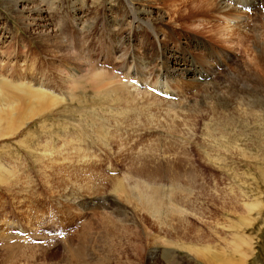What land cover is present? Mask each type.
<instances>
[{
	"label": "rangeland",
	"instance_id": "1",
	"mask_svg": "<svg viewBox=\"0 0 264 264\" xmlns=\"http://www.w3.org/2000/svg\"><path fill=\"white\" fill-rule=\"evenodd\" d=\"M37 1L51 13L47 20L57 24L58 30L64 29L70 45L76 41L84 55L97 61L96 67L114 72L120 69L125 71L122 75L167 84L178 90V97L163 100L156 94L161 107H142L113 116L123 117L126 123L114 120L109 113V133H97L91 137L96 144L88 143L98 158L89 152L86 159L82 156V164L76 154L55 158L52 154L49 158L50 154L47 157L41 150L32 152L26 132L31 126L14 136H0V233L18 235L7 222L6 213L19 219L20 227L15 229L33 231L39 238L44 237V223L68 230L64 238L53 243L36 244L18 235L20 240L30 241L38 255L29 261L32 264H68L70 251L78 248L84 257L71 264H264V15L256 8L261 0H249L255 7L253 13L227 0H212L213 9L206 13L198 9L192 13L195 9L191 6H173L171 0H131L139 8L133 21L127 0ZM173 7L180 13L170 12ZM145 9L156 10L148 15L150 21L142 19ZM159 11L164 12L163 19ZM25 17L16 6L0 2V79L7 76L19 83L24 78L18 76L29 73L30 77L34 68L36 74L42 71L48 82L67 87L51 72L59 59L49 63L55 56L44 48L46 43L36 37V31L26 26ZM202 22L208 27L200 25ZM219 30L223 36L220 42ZM230 39L234 43H229ZM238 51L242 52L240 58ZM123 54L133 55L135 61L123 63ZM180 56L197 62L202 76L214 73L215 77L180 81V77L162 80L153 75L155 68L164 72L167 64ZM110 60H115L114 67L99 65ZM238 66L253 68L257 78L251 83L243 82L240 76L237 79L241 74ZM142 68L155 80L144 78ZM170 76L175 74L170 72ZM231 81L237 83L233 85L239 93L251 94L237 96ZM138 83L141 90L146 89L143 82ZM180 89H186L184 96ZM164 102L173 105L169 108ZM249 105L251 111L245 109ZM131 125L135 128L129 130ZM55 136H50L53 143L62 145V138ZM85 137L80 141L82 149L87 145ZM105 160L117 161L124 172L118 175L105 170ZM90 161L92 166H87ZM140 186L158 187L163 199L161 214L152 216L143 209L137 195ZM40 194L52 199L47 201L48 211L45 206L39 208ZM64 203H70V209L62 210ZM76 218H82L83 223L69 230ZM94 228L107 230L108 240L87 238L86 231ZM202 232L204 246L197 240ZM206 252L211 253L207 259L199 256L206 257Z\"/></svg>",
	"mask_w": 264,
	"mask_h": 264
},
{
	"label": "bare ground",
	"instance_id": "2",
	"mask_svg": "<svg viewBox=\"0 0 264 264\" xmlns=\"http://www.w3.org/2000/svg\"><path fill=\"white\" fill-rule=\"evenodd\" d=\"M3 1H5L6 5L16 6L21 16L22 17L26 16L28 18V20L26 21L27 22L26 26L36 31V37L40 38L41 41L46 43L44 48H46V50H48L51 55L53 54V56H55L50 58L49 63H53L54 61H57L59 59V62H54L55 67L51 69V72L57 73V76L61 79L62 83L64 85L67 84L68 86L63 87L57 84L56 81L48 82L46 80V77L41 76L42 71L40 75L36 74L34 68H32L33 74L30 77H29V73L28 75L18 76L20 78H24L23 81L19 83H16L10 77L7 76L2 77L0 79V136H11V135L14 136L19 131L23 129H27L31 126L30 129L26 130V132H29L28 137L30 141L28 147L32 152H34V149L41 150L43 154L47 157L50 154L49 158H52L53 155H54L53 157L55 158L58 154L61 155L76 154L79 155V162L80 164H82V156H84L85 158L86 154L87 153L89 154L90 152V149L88 148L89 147L88 143L96 144L91 137L93 135L98 136L97 133L102 136H106L109 133L108 129H110V121H111L110 120L111 117L109 113H112L111 116L113 117L115 114H117V112L124 115L142 107H144L145 109L146 108L150 109L152 106L161 107L160 102L156 100L157 98L156 92H154L150 87H148L145 84L146 80L143 81L142 77L138 76L139 77L138 79L139 81L145 84L146 86L145 90H141V85L139 83H135L132 79H130L131 77L126 74L120 75L118 73H115L111 69L108 70L107 68L106 71H104V69H102L101 67L98 66L96 67L97 61L92 62L91 59L89 58L90 55H84L83 54L84 50L79 49V46H77L76 41L72 40V45H70V42L65 37V35L68 33L64 29L58 30L57 24H54L51 21L49 22L47 20L51 16V13L48 11H44L43 8L41 7L42 5H39L37 0H2L0 2L2 3ZM171 1H172L171 4L173 6L174 4H178L185 8L191 6L192 8L195 9V11L192 9V13L196 12L197 11L196 9L204 13L209 12L213 9L212 0H171ZM127 2L129 4L131 3V0H127ZM130 10L133 13V16L131 17L130 21H133L132 19L136 11L138 10L139 12V8L136 9V5L131 3ZM170 12H172L173 14L177 12L180 13V9L176 10L173 7V10H171ZM189 12L191 13V11ZM154 13H156V10L145 9L146 16H143L142 19H146V21H150L148 15L150 16ZM163 14L164 12L159 11L158 12L159 18L163 19ZM220 20H222V18ZM86 21L87 20L82 21V28H80L82 34L81 44H80L81 48L82 46H84L83 31L85 28ZM232 23L233 25L236 24V22H232ZM192 25L193 24H191V26ZM200 25L204 27L207 26L204 25V22L200 23ZM197 27H199V25H197ZM214 30L215 29L212 30L210 29V31H214ZM221 31L222 30H219L218 32V35L221 38L217 37V40L219 42H220L219 39L223 40V36L220 33ZM212 35H214L215 37L217 36L215 32H213ZM198 40L202 41V39H198ZM222 42L228 43V41H222ZM229 43H234V42L230 39ZM130 49L128 50V52H130ZM150 49L151 47H148V51H150ZM127 54H123L124 61L122 62L123 63L126 61L134 62L135 60L131 58L133 55L130 57V56H126ZM109 62L112 67L115 66L116 63L115 60L113 61V63L111 62V60ZM191 63L193 64L191 65ZM238 68L240 69L241 74L237 76V79L240 76L243 82L247 81L248 83H251V80L253 78L254 79L257 78L256 76L257 72H254L253 68L250 69L252 71L242 66H238ZM199 69H201L200 65L197 62H195L193 59L188 61V58L180 56V57H175L172 61H170L167 64V68L164 72L160 70L159 76L162 80H165L166 78L175 80L178 77H180V81H183L185 78H194V77H199L201 81H210L212 78L215 77L214 73L211 76H207V77L202 76V73L199 74L198 72ZM170 72L172 74H175V77L172 78L170 76ZM164 73L167 74V77L163 76ZM142 74L144 78H147L148 74L150 73H148L147 70L144 69L142 71ZM243 75H246V77H244ZM120 76H122L123 78H121ZM234 78L236 79L235 76ZM234 82H237V80H235ZM234 82H232L231 86L232 87L234 86V88L236 89L235 87L236 85L233 84H237L238 82L237 83ZM155 84H158L159 86L165 87L167 90H170L172 92L171 96L173 95V93H176L178 95V90L173 87H170L167 84L161 85L158 81H156ZM169 84L171 85L172 82L169 81ZM184 86L187 85L185 84ZM180 91L182 94L181 96H184L186 89H180ZM88 92H90V95ZM251 92L252 91H248L246 93L243 90H241L239 93L238 90L236 91L237 96L240 97L244 96L245 94H251ZM157 95L161 97L160 94ZM230 95L234 97L235 92L232 91V94ZM151 99H154V101H152ZM165 99L166 98H163V100ZM166 105H168L167 107L171 108L173 104L166 103ZM245 109L251 111L253 108L251 105H249ZM113 119L114 120L116 119V121L121 123H126L123 117L121 118L113 117ZM89 121L91 122L90 124ZM132 121H130V123H132ZM87 126H92V128H88ZM123 126L124 127L127 126V128L129 127L128 125H123ZM132 126L134 125H131L129 130L133 128ZM136 133L137 132H135V134ZM54 134H56L55 138L57 137H59V139L62 138V140L59 141L62 143V145L60 143L55 144L50 139L51 138L50 136ZM64 134L65 136L62 137ZM84 135H86V137L84 138L83 141L86 142L87 145L85 146V149H82L80 141ZM63 138L65 139L63 140ZM89 139L91 140L90 142H88ZM64 147L68 149L65 150ZM90 154L92 153L90 152ZM94 156L97 157L96 155H93V157ZM92 161H90V163H88L87 166L90 165L92 166L93 164ZM96 163L98 167L99 165L98 159H96ZM65 164L67 165V163ZM114 175L115 174H113V176ZM103 177L105 180V176ZM137 195L139 197L138 200L142 204L143 209L152 216H157L159 213L161 214L163 212V207H162L163 199H162L161 191L158 189V187L148 186L146 188H143V186H140V188H138L137 190ZM67 196H69L67 197V199H69L71 193ZM104 200L105 198H103V201ZM94 202L96 204L97 200H94ZM170 206H174V204H171ZM69 207H70V203H64L61 209L64 210L65 208L68 209ZM34 224L36 223L34 222ZM86 233L88 234V236H86L87 238H91V239L95 238L100 242L107 241L110 236L109 232L105 229L102 231H99L97 228H94V230L88 229ZM203 237H204V233L202 232V236L200 235L199 239H197L198 243H201L199 244L201 246L205 245L203 244L204 243ZM0 240H2L0 241L1 243L0 261L2 264H32L34 262H29V261L38 258L37 257L38 255L36 256L35 252L31 247L32 245H29L31 242L30 241L28 242L26 240H25L26 242L24 240H20V237H18V235L16 237L14 235L1 232ZM204 251H206V249ZM46 254L47 252H45V256ZM84 254L85 253L82 250H80V248L76 250H71L67 257L68 264L73 263L75 260L76 261L79 260L80 257L81 258L84 257ZM210 254L211 253L206 252L205 253L206 257L202 255L199 256L201 258L207 259L210 256ZM93 264H103V263L101 261H96L93 262Z\"/></svg>",
	"mask_w": 264,
	"mask_h": 264
}]
</instances>
